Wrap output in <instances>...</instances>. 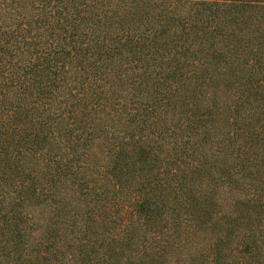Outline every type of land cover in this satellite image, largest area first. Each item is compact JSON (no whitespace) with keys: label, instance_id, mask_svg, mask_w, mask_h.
Masks as SVG:
<instances>
[{"label":"trees","instance_id":"16d2710c","mask_svg":"<svg viewBox=\"0 0 264 264\" xmlns=\"http://www.w3.org/2000/svg\"><path fill=\"white\" fill-rule=\"evenodd\" d=\"M0 264H264V0H0Z\"/></svg>","mask_w":264,"mask_h":264}]
</instances>
